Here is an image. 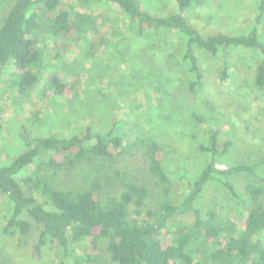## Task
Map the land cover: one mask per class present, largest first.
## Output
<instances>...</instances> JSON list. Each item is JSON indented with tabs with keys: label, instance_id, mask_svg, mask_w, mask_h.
I'll return each mask as SVG.
<instances>
[{
	"label": "rangeland",
	"instance_id": "rangeland-1",
	"mask_svg": "<svg viewBox=\"0 0 264 264\" xmlns=\"http://www.w3.org/2000/svg\"><path fill=\"white\" fill-rule=\"evenodd\" d=\"M17 0H0V26ZM139 7L157 17L180 13L177 0H137ZM60 9L71 19L84 15L82 28L72 38L37 29L40 57L30 65L36 80L10 61L0 81V165L9 164L24 147L20 137L64 136L87 124L109 129L123 138L119 154L78 160L69 170L41 169L60 188H90L102 196L118 193L130 179L147 186L149 208L158 212L162 190L150 172L149 140L163 148V165L175 182L183 168L193 179L208 159L200 144L210 128L222 130L221 138L233 144L224 164L254 162L264 156V92L254 82L256 48L237 47L226 52L230 77L221 78L223 60L198 46L194 53L205 73L206 86L193 93L190 62L184 59L187 36L162 28L143 32L122 10L104 0H61ZM187 23L204 38L247 34L256 28L264 41V0H203L182 13ZM259 17V20H257ZM79 20V19H78ZM225 61V60H224ZM58 76V77H56ZM60 83H63V87ZM196 116L201 118L198 121ZM116 123V126H115ZM258 171L264 173V166ZM236 174L231 181L241 188L249 179ZM205 207L219 217L235 219L241 207L218 184L209 185ZM6 210V209H5ZM4 211H0V224ZM154 217L143 213L139 218ZM190 219V218H188ZM202 238L189 245L194 251ZM105 240L101 253L107 258ZM54 255L40 259L32 253V241H19L0 229V264H54ZM81 264H88L82 262Z\"/></svg>",
	"mask_w": 264,
	"mask_h": 264
},
{
	"label": "trees",
	"instance_id": "trees-1",
	"mask_svg": "<svg viewBox=\"0 0 264 264\" xmlns=\"http://www.w3.org/2000/svg\"><path fill=\"white\" fill-rule=\"evenodd\" d=\"M104 1L117 5L141 32L167 28L187 36L184 59L190 62L189 70L195 76L188 83L191 92L206 86L195 46L222 59L232 48H256L260 57L254 82L264 92V41L256 28L247 34L221 33L204 38L182 14L203 0H177L180 13L168 17L151 15L137 0ZM60 5L61 0L16 1L0 26V81L10 61L24 69L32 82L36 80L29 67L40 57L36 36L40 27L63 38H72L82 28L84 15L71 19ZM224 60L221 78L226 80L230 74ZM206 132L209 137L204 142L208 143L200 144L199 149L209 155L207 162L193 179L183 168L179 183L163 165L161 144L149 140V169L163 193L156 214L149 208L147 186L137 180L126 181L118 193L102 196L90 188L57 187L49 174L41 173L46 167L69 170L84 158L112 157L123 148L125 136L130 145L141 142L140 137L130 140L131 136L117 133L113 125L103 130L90 123L64 136L21 135L23 149L9 164L0 165V211H4L0 229L19 241L29 237L34 257L53 254L54 264H264V173L258 171L264 166V156L254 162L221 166L234 142L228 136L221 138L218 127ZM236 174L255 178L238 189L230 179ZM211 184L220 185L241 207L234 220L219 217L205 207L203 194ZM144 212L154 219H140ZM199 238L201 247L189 250L191 242ZM102 240L107 258L101 253ZM8 264L17 263L10 260Z\"/></svg>",
	"mask_w": 264,
	"mask_h": 264
}]
</instances>
